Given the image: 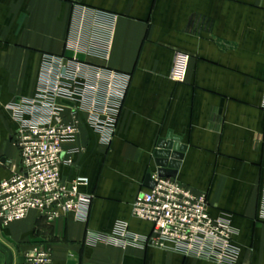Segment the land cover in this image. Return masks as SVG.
Listing matches in <instances>:
<instances>
[{
    "label": "crops",
    "instance_id": "1",
    "mask_svg": "<svg viewBox=\"0 0 264 264\" xmlns=\"http://www.w3.org/2000/svg\"><path fill=\"white\" fill-rule=\"evenodd\" d=\"M109 18L108 56L78 51ZM176 53L187 57L182 83L169 76ZM45 56H76L128 85L111 99L98 93L95 109L82 104L65 146L80 152L62 175L88 179V204L51 223L32 211L0 227V264H21L38 247L54 264H217L146 247L152 226L132 216L169 135L185 147L175 179L229 223L236 264H264V0H0V181L19 162L8 106L36 94ZM91 118L113 120L109 140ZM119 225L139 243L119 239Z\"/></svg>",
    "mask_w": 264,
    "mask_h": 264
},
{
    "label": "built area",
    "instance_id": "2",
    "mask_svg": "<svg viewBox=\"0 0 264 264\" xmlns=\"http://www.w3.org/2000/svg\"><path fill=\"white\" fill-rule=\"evenodd\" d=\"M104 21V25L95 21L100 33L92 34L86 48L78 44V51L108 56L112 18ZM186 64L184 54L174 55L169 73L172 81H184ZM127 85V77L89 67L76 56H45L36 94L8 106L17 125L13 144L19 162L15 172L0 181V227L24 221L32 211L51 223L88 204L90 197L81 192L88 186V179L62 175L63 168H74L80 152L66 150L65 146L74 143L79 133L81 110H85L82 104L91 103L89 107L95 109L92 105L98 93L111 99L120 96ZM91 119L97 129L109 131V140L113 120L103 125L98 118ZM154 182L153 188L138 195L131 206L133 217L152 226L144 245L217 264H236L233 230L228 222L209 214L206 194L191 190L175 178H157ZM115 235L129 244L139 243L128 238L124 225L116 228ZM21 264L54 262L48 249L38 247L25 252Z\"/></svg>",
    "mask_w": 264,
    "mask_h": 264
},
{
    "label": "water",
    "instance_id": "3",
    "mask_svg": "<svg viewBox=\"0 0 264 264\" xmlns=\"http://www.w3.org/2000/svg\"><path fill=\"white\" fill-rule=\"evenodd\" d=\"M180 138L169 135L167 139H159L157 149L153 153L155 164L158 168V178H175L181 165L182 154L185 151L184 146L179 145ZM1 162H4L2 160ZM155 182L147 175L143 186L147 189L153 188Z\"/></svg>",
    "mask_w": 264,
    "mask_h": 264
}]
</instances>
